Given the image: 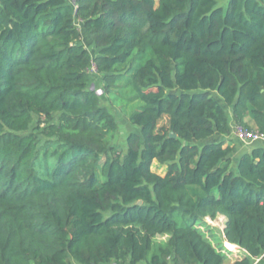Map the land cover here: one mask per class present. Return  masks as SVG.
Returning a JSON list of instances; mask_svg holds the SVG:
<instances>
[{"label":"trees","instance_id":"16d2710c","mask_svg":"<svg viewBox=\"0 0 264 264\" xmlns=\"http://www.w3.org/2000/svg\"><path fill=\"white\" fill-rule=\"evenodd\" d=\"M219 1L0 0V264L262 256L264 142L234 171L235 145L213 138L227 106L264 131V0ZM92 64L105 93L141 103L126 152Z\"/></svg>","mask_w":264,"mask_h":264},{"label":"rangeland","instance_id":"374dc122","mask_svg":"<svg viewBox=\"0 0 264 264\" xmlns=\"http://www.w3.org/2000/svg\"><path fill=\"white\" fill-rule=\"evenodd\" d=\"M220 5L227 6L228 0H220ZM78 26L81 29L82 32V41L83 43L90 49V51L93 53H96L97 48L94 45V42L92 39H90L89 35L86 33L83 23L78 21ZM91 75V81H90V87H95L102 98V103L106 105L109 110L115 115L117 123H118V131L116 133L114 143L122 149L123 152H126L127 150V136L132 131L135 130V126H133L129 121V115L134 110L138 109V106L141 105L140 102H126L124 100H120L116 97H112L105 93L103 89V80L102 75L95 72H90ZM213 140H216V137L213 138ZM153 168L157 170L158 172H164V166L160 165L157 161L153 163ZM225 219L216 218L215 220L211 221V226L214 227L215 234H219V236L222 235V229L224 227ZM207 229V227H205ZM166 237H159V240L163 241Z\"/></svg>","mask_w":264,"mask_h":264},{"label":"crops","instance_id":"0c3cea01","mask_svg":"<svg viewBox=\"0 0 264 264\" xmlns=\"http://www.w3.org/2000/svg\"><path fill=\"white\" fill-rule=\"evenodd\" d=\"M71 3H75L76 0H69ZM97 50H96V53H93V55H97ZM94 89H96L95 87H92ZM98 91V90H97ZM99 93V92H98ZM226 110H227V113H228V117H229V120H230V124H231V132L228 133V134H216V140H222V141H231L234 145H235V149L232 153V158H233V170L234 171H237V165H238V161L240 159V157L246 153V152H250L252 147L255 146V145H258L260 143H254V144H246L244 142H241L240 140L237 139V137L235 136L234 134V128L236 126V124L234 123V119H233V111H232V107L230 106H227L226 107ZM251 125L254 126V123L251 121ZM219 219L223 218L225 219L224 216L220 215L218 216ZM209 223H211V220L210 218L207 219ZM222 235L224 236V227L222 229ZM228 242H225V245L228 247L227 245ZM234 245V246H233ZM231 245V247L234 248V251H239V252H244L243 249H241L239 246L233 244ZM230 249V248H229ZM75 264H78V263H75ZM103 264H117L114 260L110 261V262H107V263H103ZM126 264H129V262H127ZM139 264H147L146 261H141ZM169 264H175L174 261H173V258L170 259V262ZM256 264H264V253L262 254L260 260L256 263Z\"/></svg>","mask_w":264,"mask_h":264},{"label":"built area","instance_id":"2783aa9c","mask_svg":"<svg viewBox=\"0 0 264 264\" xmlns=\"http://www.w3.org/2000/svg\"><path fill=\"white\" fill-rule=\"evenodd\" d=\"M89 71L97 73L95 64H92ZM234 134L238 140L246 144L264 142V131L249 129L241 125H236L234 128ZM260 258H257L254 264H256L260 260Z\"/></svg>","mask_w":264,"mask_h":264},{"label":"water","instance_id":"95a60500","mask_svg":"<svg viewBox=\"0 0 264 264\" xmlns=\"http://www.w3.org/2000/svg\"><path fill=\"white\" fill-rule=\"evenodd\" d=\"M172 136H175V134H174V133H172ZM224 229H225V225H224Z\"/></svg>","mask_w":264,"mask_h":264}]
</instances>
